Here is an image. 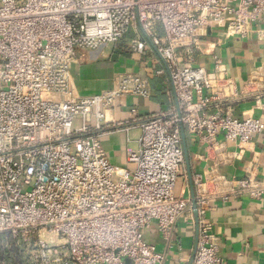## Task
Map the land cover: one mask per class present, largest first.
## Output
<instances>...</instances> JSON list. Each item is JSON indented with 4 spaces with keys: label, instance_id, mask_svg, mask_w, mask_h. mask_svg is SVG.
I'll return each mask as SVG.
<instances>
[{
    "label": "built area",
    "instance_id": "1",
    "mask_svg": "<svg viewBox=\"0 0 264 264\" xmlns=\"http://www.w3.org/2000/svg\"><path fill=\"white\" fill-rule=\"evenodd\" d=\"M263 13L264 0H0V234L25 249L18 264H163L144 231L153 224L168 235L180 217H193L192 200L176 190L182 128L209 160L192 176L198 241L191 264H219L207 217L212 201L264 197V182L219 172L230 162L227 143L264 132V64L238 94L220 59L211 70L195 65L198 35L211 29L264 40ZM125 37L145 63L153 51L160 55L178 103V112L139 122L138 148L127 150L132 168L114 165L102 146L113 123L107 116L120 97H149V78L165 69L154 60L150 77L123 73L91 95L76 91L70 72L81 52ZM244 95L259 115L232 113Z\"/></svg>",
    "mask_w": 264,
    "mask_h": 264
},
{
    "label": "crops",
    "instance_id": "2",
    "mask_svg": "<svg viewBox=\"0 0 264 264\" xmlns=\"http://www.w3.org/2000/svg\"><path fill=\"white\" fill-rule=\"evenodd\" d=\"M258 27L264 29V13ZM198 37L201 51L196 55L195 65L211 70L214 59H220L226 73L234 79L238 94L251 72L264 64V40L258 39L255 33L246 38H226L220 30L203 29ZM126 40L125 37L119 43L81 52L71 65L70 72L76 91L81 95H91L114 87L118 76L123 73L147 74L150 77L154 60L165 69L162 76L151 75L149 78V97H120L107 116L113 123H107L105 127L106 133L101 137L102 146L114 165L132 168L133 165L127 160V150L138 148L141 135L139 122L157 112L171 109L178 112V103L170 73L160 55L153 51V60L148 59L145 63L143 56L129 49ZM133 107L137 112L131 117L129 112ZM231 110L237 117L260 114V110L253 108L249 95L239 97L231 105ZM125 127L129 128L124 130ZM182 132L192 177L201 172L209 160L201 158L206 153L205 146L194 142L185 128ZM226 150L230 153V162L219 167L220 173L227 177L250 176L264 182V132L253 135L250 143L240 146L227 143ZM176 190L179 195L192 200L185 162ZM192 215L180 217L168 235H162L153 224L145 228V240L154 244L157 252L163 255V264L192 263L198 241L194 211ZM207 217L212 222V233L219 245V264H264V197L252 198L241 194L226 200L216 198Z\"/></svg>",
    "mask_w": 264,
    "mask_h": 264
},
{
    "label": "trees",
    "instance_id": "3",
    "mask_svg": "<svg viewBox=\"0 0 264 264\" xmlns=\"http://www.w3.org/2000/svg\"><path fill=\"white\" fill-rule=\"evenodd\" d=\"M0 238L11 240L7 246L0 244V261L7 260L12 264H18L20 262V247L17 242L11 239L7 234H0ZM9 238V239H8ZM8 243V242H7ZM19 255V256H16Z\"/></svg>",
    "mask_w": 264,
    "mask_h": 264
},
{
    "label": "water",
    "instance_id": "4",
    "mask_svg": "<svg viewBox=\"0 0 264 264\" xmlns=\"http://www.w3.org/2000/svg\"><path fill=\"white\" fill-rule=\"evenodd\" d=\"M181 137H182V143H183L185 163H186L187 170H188L189 185H190V192H191V198H192V207H193V211L195 213V218L197 220V210H196L195 201H194V188H193V184H192V177L190 174V166H189V159H188L189 156H188V151H187V148L185 145V137H184L182 130H181Z\"/></svg>",
    "mask_w": 264,
    "mask_h": 264
},
{
    "label": "rangeland",
    "instance_id": "5",
    "mask_svg": "<svg viewBox=\"0 0 264 264\" xmlns=\"http://www.w3.org/2000/svg\"><path fill=\"white\" fill-rule=\"evenodd\" d=\"M9 239V238H8ZM11 240L9 239V240H6V239H3V238H0V244H3V246L5 245V246H9V245H11V244H9V242H10ZM8 242V243H7ZM19 247H20V251H21V254H20V257H25L26 256V251H25V249L24 248H22V246H20L19 245ZM20 253V252H19ZM16 256H19V255H16Z\"/></svg>",
    "mask_w": 264,
    "mask_h": 264
}]
</instances>
